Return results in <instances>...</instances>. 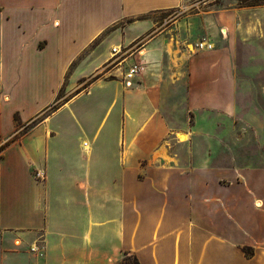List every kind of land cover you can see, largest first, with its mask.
Instances as JSON below:
<instances>
[{"label":"crops","instance_id":"1","mask_svg":"<svg viewBox=\"0 0 264 264\" xmlns=\"http://www.w3.org/2000/svg\"><path fill=\"white\" fill-rule=\"evenodd\" d=\"M205 1L0 0V264H115L125 252L140 264H264V166L238 168L232 194L177 174L209 164L141 161L189 141L164 117L169 92H185L196 125L234 111L235 37L259 39L264 8ZM134 61L143 70L126 79ZM142 185L144 202L207 199L211 225H136Z\"/></svg>","mask_w":264,"mask_h":264},{"label":"rangeland","instance_id":"2","mask_svg":"<svg viewBox=\"0 0 264 264\" xmlns=\"http://www.w3.org/2000/svg\"><path fill=\"white\" fill-rule=\"evenodd\" d=\"M210 3L215 4L214 9L217 11L238 6H261L264 8V0H210ZM177 13V11L171 10L167 14L155 17L158 20L170 19L177 16ZM262 14L264 30V10ZM219 27L217 25L218 30ZM203 31L202 28L199 29V37L205 35ZM243 36L242 34L236 36L234 42L233 63L237 68L235 73L236 97L234 99V111L230 116L223 117L217 115L218 112L203 113L199 116V123L196 125V115L187 110L185 106V92L183 90L169 92L167 103L163 109L164 117L172 127H188L191 131L188 133L189 141L184 145H179L172 144L168 140L164 144L167 147L165 156L158 157L155 155L161 149L160 146L141 161L149 163L180 162L185 166L188 165V167H191L190 164H209L215 169L206 172L182 170L177 174L187 180L207 179V177L214 179L215 182L218 180L223 185L232 186V194L236 193L237 190L235 175L238 168L264 166V58L256 56V52L260 48L263 49L264 54V33L262 32L259 39L254 37L243 38ZM52 109L54 108H49L45 113H49ZM195 129L199 130L200 133L192 134V130ZM222 168H229V171H224ZM201 173L204 175H199ZM148 175L153 176L154 172L136 171V177L141 182ZM144 186L146 185L136 188V193L139 195L135 209L136 225L175 228L211 225L207 218V211L211 210L212 207L207 199L194 201L189 194L187 200L182 203H174L173 201L161 203L159 200L150 201V203L144 202ZM206 201L208 205H205ZM219 204L221 203L214 199L215 211L220 209L221 205L219 206ZM233 205L234 203L232 208ZM143 208L150 209L151 217L149 219L144 217ZM241 251L246 258H251L256 254L254 248L250 246L243 247ZM262 252L264 249L259 254Z\"/></svg>","mask_w":264,"mask_h":264},{"label":"built area","instance_id":"3","mask_svg":"<svg viewBox=\"0 0 264 264\" xmlns=\"http://www.w3.org/2000/svg\"><path fill=\"white\" fill-rule=\"evenodd\" d=\"M200 45L202 46V43H200ZM113 52L116 51L113 49ZM142 70H143L142 63L139 61H134L126 68L124 76L126 79H133L138 74H140ZM33 177L38 181H43L45 179V173L42 170L35 169L33 172Z\"/></svg>","mask_w":264,"mask_h":264},{"label":"trees","instance_id":"4","mask_svg":"<svg viewBox=\"0 0 264 264\" xmlns=\"http://www.w3.org/2000/svg\"><path fill=\"white\" fill-rule=\"evenodd\" d=\"M15 120L17 121V123L19 125H22V124H20L17 115H15ZM33 123H34V121L31 122L28 125H25L23 127V133L26 132L33 125ZM16 137H17V135L14 138H16ZM6 144H7V142H5L4 144L0 145V151L4 149ZM115 264H140V262L138 261L136 256H134L133 254H128L127 252H125V255L123 256V258L119 262H117Z\"/></svg>","mask_w":264,"mask_h":264},{"label":"bare ground","instance_id":"5","mask_svg":"<svg viewBox=\"0 0 264 264\" xmlns=\"http://www.w3.org/2000/svg\"><path fill=\"white\" fill-rule=\"evenodd\" d=\"M205 43H202V46L204 45ZM178 138H180L181 140H185L186 138H187V135H185V134H181V133H179L178 134ZM162 150V149H161ZM165 151V150H164ZM159 152V151H158ZM160 152H163V151H160ZM165 154V153H164ZM164 156V155H163ZM257 206H259L260 205V203H257L256 204Z\"/></svg>","mask_w":264,"mask_h":264}]
</instances>
